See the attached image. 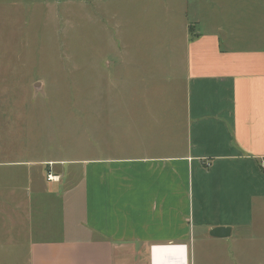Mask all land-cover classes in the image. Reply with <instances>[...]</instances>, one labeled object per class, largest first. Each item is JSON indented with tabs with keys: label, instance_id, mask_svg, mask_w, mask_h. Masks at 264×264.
<instances>
[{
	"label": "crops",
	"instance_id": "1",
	"mask_svg": "<svg viewBox=\"0 0 264 264\" xmlns=\"http://www.w3.org/2000/svg\"><path fill=\"white\" fill-rule=\"evenodd\" d=\"M242 1L226 9L232 24L187 25L183 53L152 41L149 21L110 17L124 29L116 84L86 89L92 155L50 160L55 178L37 187L61 202L57 218L10 191L0 264H195L196 230L209 242L225 238L215 227L251 226L264 198V0Z\"/></svg>",
	"mask_w": 264,
	"mask_h": 264
},
{
	"label": "rangeland",
	"instance_id": "2",
	"mask_svg": "<svg viewBox=\"0 0 264 264\" xmlns=\"http://www.w3.org/2000/svg\"><path fill=\"white\" fill-rule=\"evenodd\" d=\"M233 5L245 1L0 0V216L11 213V190V200L32 195L37 204L43 202L34 215H61V202L37 185L48 188L50 160H66L55 166L72 167L77 164L71 160L92 153L85 137L86 89L116 84L108 67L120 53L116 35L124 26L118 31L119 23L129 30L134 21H149L144 29H155L152 41L183 53L187 25L204 30L215 21L232 24L226 9ZM118 12L125 18L119 23L110 19ZM139 37L145 49L148 37ZM118 139L133 144L132 138L116 136L111 145ZM252 216L250 227L227 238L203 242L196 230L193 262L264 264V198L254 201Z\"/></svg>",
	"mask_w": 264,
	"mask_h": 264
},
{
	"label": "water",
	"instance_id": "3",
	"mask_svg": "<svg viewBox=\"0 0 264 264\" xmlns=\"http://www.w3.org/2000/svg\"><path fill=\"white\" fill-rule=\"evenodd\" d=\"M230 232H231L230 227L219 226L211 230V235L215 237H226L230 235Z\"/></svg>",
	"mask_w": 264,
	"mask_h": 264
},
{
	"label": "built area",
	"instance_id": "4",
	"mask_svg": "<svg viewBox=\"0 0 264 264\" xmlns=\"http://www.w3.org/2000/svg\"><path fill=\"white\" fill-rule=\"evenodd\" d=\"M261 167L264 168V158L261 160ZM47 177H48V180H54L55 178V176L51 172L48 173Z\"/></svg>",
	"mask_w": 264,
	"mask_h": 264
}]
</instances>
